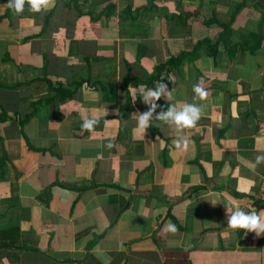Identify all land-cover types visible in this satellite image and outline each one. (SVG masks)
<instances>
[{"label": "crops", "instance_id": "0c3cea01", "mask_svg": "<svg viewBox=\"0 0 264 264\" xmlns=\"http://www.w3.org/2000/svg\"><path fill=\"white\" fill-rule=\"evenodd\" d=\"M7 3L0 264H264V234L228 228L225 206L264 211V164L249 166L264 155V0ZM162 76L174 102L209 93L187 151L168 125L137 129L148 106L129 86Z\"/></svg>", "mask_w": 264, "mask_h": 264}, {"label": "clouds", "instance_id": "9594fccd", "mask_svg": "<svg viewBox=\"0 0 264 264\" xmlns=\"http://www.w3.org/2000/svg\"><path fill=\"white\" fill-rule=\"evenodd\" d=\"M26 4L29 6L30 11L38 13L54 7L55 0H8L7 7L12 9L16 14H19L24 11ZM163 77L164 76L156 83L154 88H148L142 84H140L139 87L129 86L128 91L132 93L133 103L136 102L138 93V97H142L143 103L148 106L147 111L133 113L137 122V129L146 132L148 128L153 126V120L168 125L170 128H174L177 133L173 141L175 149L177 151H187L190 141L189 138L183 134L184 130L196 127L203 115L204 105L195 101H206L209 93L203 87V82L200 81L192 86L194 102H174L175 97L173 91H170L168 85L162 82ZM168 79L174 82L171 76H168ZM161 97H164L166 101L169 102V106L166 110L157 103ZM87 98L88 97H86V99ZM93 99H98V97H93ZM158 108H161V110L157 113ZM98 123L99 117L95 114L91 116H82L81 130L92 132L95 130ZM109 123L110 120H104L105 127H107ZM157 126H159V124ZM112 146L113 143L110 141L107 147L111 148ZM260 164H264V155H257L255 157V163L249 166L255 170L256 166ZM237 190L240 191L239 187ZM249 203H251V201H249ZM225 206L228 228L254 232L257 236L264 234V211L258 212L255 208L246 211L244 207L232 199H229ZM167 231L175 234L178 228L175 224L169 222Z\"/></svg>", "mask_w": 264, "mask_h": 264}, {"label": "trees", "instance_id": "16d2710c", "mask_svg": "<svg viewBox=\"0 0 264 264\" xmlns=\"http://www.w3.org/2000/svg\"><path fill=\"white\" fill-rule=\"evenodd\" d=\"M262 39H259L258 40V42H257V45H259V44H261L262 42ZM206 43V42H205ZM202 45V43H200V44H198L197 46H196V49H198L200 46ZM247 45V44H246ZM255 50H253V52H254ZM183 53H185V52H183ZM182 53V55L180 56H178V57H175V58H172L171 59V62H173V63H176V62H180L181 61V58L184 56V54ZM70 95H72V93H70L67 97H69ZM65 99V98H64ZM2 120V117H0V121Z\"/></svg>", "mask_w": 264, "mask_h": 264}]
</instances>
